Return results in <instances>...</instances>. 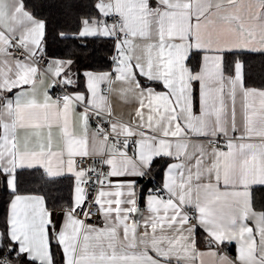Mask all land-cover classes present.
<instances>
[{
	"label": "crops",
	"instance_id": "obj_1",
	"mask_svg": "<svg viewBox=\"0 0 264 264\" xmlns=\"http://www.w3.org/2000/svg\"><path fill=\"white\" fill-rule=\"evenodd\" d=\"M155 4L150 14L148 0L99 3L108 23H87L80 36L111 35L117 17L129 39L119 42L111 70L85 71L84 92L54 102V81L66 82L69 63L51 59L41 72L32 59H13L9 38L35 55L44 23L20 0H0V168L10 174L8 189L19 169L72 176L75 206L85 176L75 157L103 159L108 173L97 198L102 226L82 224L72 206L49 210L39 195H13L9 238L38 264H52V242L63 264H264V217L249 193L264 185V92L244 87L239 64L235 78L222 72L223 53L264 48V0ZM192 51L202 53L195 73L187 65ZM90 109L108 111L116 134L144 133L124 141L129 153L117 151L89 124ZM157 157L170 158L161 192L139 206L133 187ZM189 209L195 225L186 223Z\"/></svg>",
	"mask_w": 264,
	"mask_h": 264
},
{
	"label": "trees",
	"instance_id": "obj_2",
	"mask_svg": "<svg viewBox=\"0 0 264 264\" xmlns=\"http://www.w3.org/2000/svg\"><path fill=\"white\" fill-rule=\"evenodd\" d=\"M21 1V0H20ZM104 0H79V8L77 9L78 16L83 15L88 19L83 21V26L88 21L91 20V23L103 24L108 23L107 18H105L98 9V4ZM54 3H59V0H27V12L37 20L40 19L44 23V36H43V45L49 41L53 40L59 34H70L73 31L79 28V25L74 20H68L65 18V15L62 9L58 7H51ZM148 11L150 14H153L156 9L155 0H148ZM23 9L24 5L21 3ZM45 23L47 24L48 39L46 40V31ZM81 28H79L80 32ZM77 45L81 47H76L71 44L69 41L60 42L57 40L52 44L51 47V59H57L66 61L69 63L68 72L66 71L63 77L66 79L67 88L69 92H84V77L83 73L85 71L92 72H107L111 70L112 66L115 63L111 62V55L113 50V38L112 34L106 37H92L86 39H78ZM86 45V50L83 47ZM58 49H63L61 53ZM46 54L49 56L48 51ZM199 53V59L195 57L194 54ZM227 53V52H225ZM225 53H223L222 59V68L224 74L231 75L224 71V60ZM201 52L192 51L187 59V65L190 67L193 73L199 71L201 65ZM50 57V56H49ZM148 82V81H143ZM142 82V83H143ZM155 89L160 90L156 87L158 83L148 82ZM193 99H197V87L196 83H193ZM196 104V101H195ZM159 160L158 164H154V161ZM170 162V158L157 157L146 169V172L142 175L140 179H143L147 182L149 179L153 180L152 188L149 189V192L144 193L146 196L150 192L159 191V187L156 189V186L162 184L163 173L165 167ZM163 171L161 172V169ZM29 170V169H28ZM28 170H24L25 175L30 176V182L25 184L18 185L16 179H14L15 190L12 192L8 189L7 182L5 184L3 176H0V242L5 245L15 246L11 242L8 234V206L11 198L14 194H35L39 195L44 199L45 206L49 210H60L63 208H68L72 206L73 203V187L74 179L69 176L46 180V176L40 169H31V173ZM161 173L160 178L156 179V174ZM16 176V174H15ZM139 179V180H140ZM8 180V179H7ZM5 187L7 188V194H5ZM134 195L137 204L140 206L139 198L142 192L143 186L138 182L134 185ZM254 191V190H253ZM161 191H159L160 193ZM251 205L253 209L258 210L262 213L264 217V211L258 209L256 201L259 199L258 196L251 195ZM202 234L200 231L196 233L197 243H200L202 240ZM17 254L21 257L19 260H13V264H38L30 259H28L24 254H21L17 251ZM50 255L52 264H63V253L60 246L56 242H52L50 246ZM26 258V260L24 259Z\"/></svg>",
	"mask_w": 264,
	"mask_h": 264
},
{
	"label": "built area",
	"instance_id": "obj_3",
	"mask_svg": "<svg viewBox=\"0 0 264 264\" xmlns=\"http://www.w3.org/2000/svg\"><path fill=\"white\" fill-rule=\"evenodd\" d=\"M114 26V31L112 34L113 38V50L111 55V62L115 63L120 56V49L118 48L119 42L125 39H129V34L123 30V24L120 19L113 17L111 19ZM9 55L15 60L32 59L38 69L41 72L47 70L51 63V58L46 54L44 45H41L37 49L35 55L29 54L24 50V47L19 44V42L14 38H9ZM67 84L54 81V93L51 94V99L54 102H62L67 98H71V92H68ZM88 122L97 131V133L102 134L106 137L107 141L113 145L114 149L117 151H122L129 153L124 141H129L130 143H135L142 132H136L129 136H124L116 134L111 131V122L113 121L112 115L108 111H97L90 109L88 112ZM223 137L220 135L213 137L208 140V144L212 147L218 145L219 140ZM103 159L95 158L90 155H83L75 157L74 167L77 171H82L84 173L83 179L79 182V187L81 189V199L80 202L69 209L72 216L78 219L84 225H94L99 221L100 209L97 204V198L100 188L105 184L108 173L107 167ZM160 185L156 186V189ZM91 219H88L89 214ZM186 223L189 225H195L193 219V210L189 209L186 211ZM13 264V263H11Z\"/></svg>",
	"mask_w": 264,
	"mask_h": 264
},
{
	"label": "snow or ice",
	"instance_id": "obj_4",
	"mask_svg": "<svg viewBox=\"0 0 264 264\" xmlns=\"http://www.w3.org/2000/svg\"><path fill=\"white\" fill-rule=\"evenodd\" d=\"M21 3L24 5V10L27 11V0H21ZM51 7H58L62 9L65 18L68 20H74L79 25V28L83 27V21L88 19L83 15L78 16L77 9L79 8V0H59V3H54L50 5ZM91 23V20L88 21ZM47 24L45 23L46 37L48 39ZM79 28L73 31L70 34H59L53 40L45 44L46 50L51 58V47L52 44L57 40L60 42L69 41L73 46L81 47L77 45L78 39H86L80 36ZM43 42V41H42ZM264 42V41H262ZM86 50V45L83 46ZM61 53L63 49H58ZM197 60L199 59V53L194 54ZM237 64L240 66V78L244 84L245 88H252L253 90L264 92V48H257L255 50L250 48L239 49V50H230L225 53L224 60V71L230 73L233 78L236 76V67ZM157 88L160 87L159 84L156 85ZM2 155V151H0ZM159 160L154 161V164H158ZM31 169L28 170L31 173ZM163 168L161 169V172ZM8 173H4L3 169L0 168V176H3L5 184L8 179ZM161 173L156 174V179L160 178ZM46 180L57 179L56 177H44ZM16 182L18 185L25 184L30 182V176L24 174L23 169H19L16 172L15 176ZM143 186L142 192L140 194L139 203L143 206L145 201L144 193L149 192V189L152 188L153 180L149 179L145 182L143 179L137 181ZM254 190V191H253ZM250 195L258 196L259 199L256 201V205L259 210L264 211V185H254L249 189ZM5 194H7V188L5 187ZM91 213L89 214L88 219H91ZM103 225L102 217L99 218L98 226ZM21 257L17 254V248L15 246L5 245L0 242V264H11L13 260H19ZM26 260V258H24Z\"/></svg>",
	"mask_w": 264,
	"mask_h": 264
}]
</instances>
